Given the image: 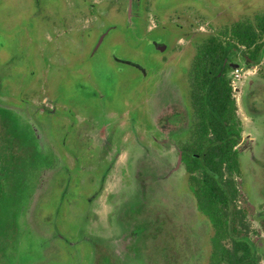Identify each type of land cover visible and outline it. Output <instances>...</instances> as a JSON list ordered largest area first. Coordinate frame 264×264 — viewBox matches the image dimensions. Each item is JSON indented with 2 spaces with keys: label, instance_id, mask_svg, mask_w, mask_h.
<instances>
[{
  "label": "rangeland",
  "instance_id": "obj_1",
  "mask_svg": "<svg viewBox=\"0 0 264 264\" xmlns=\"http://www.w3.org/2000/svg\"><path fill=\"white\" fill-rule=\"evenodd\" d=\"M130 1L0 0V119L15 127L11 112L29 118L41 145L62 161L36 180L20 219L30 230L11 245H37L36 234L44 245H122L129 215L160 213L153 223L164 219L181 248L170 264H210L213 225L179 161L188 122L173 130L163 113L177 106L187 114V75L201 41L224 40L225 29L264 14V0H142L139 9ZM244 57L233 50L227 73L241 127L239 173L223 174L237 191L234 226L264 264V156L255 148L264 145V54L256 65ZM7 161L12 186L21 169ZM4 197L1 191L7 229L17 206ZM8 235L0 232V245ZM231 243L221 246L231 251Z\"/></svg>",
  "mask_w": 264,
  "mask_h": 264
},
{
  "label": "trees",
  "instance_id": "obj_2",
  "mask_svg": "<svg viewBox=\"0 0 264 264\" xmlns=\"http://www.w3.org/2000/svg\"><path fill=\"white\" fill-rule=\"evenodd\" d=\"M222 35L224 40L217 36L203 39L191 62L186 108L189 138L179 147V155L198 208L213 225L210 264H259L257 245L234 226L236 210L232 206L237 191L223 173H239L237 146L242 139L227 79L229 55L240 50L248 64L260 61L264 54V14L255 15L252 21L237 22ZM159 216L163 218L160 213L146 217L138 245H144L145 235L147 245H178L175 236L164 230V219L153 223ZM128 218L135 220V215ZM227 237L233 243L231 251L221 246Z\"/></svg>",
  "mask_w": 264,
  "mask_h": 264
},
{
  "label": "flooded vegetation",
  "instance_id": "obj_3",
  "mask_svg": "<svg viewBox=\"0 0 264 264\" xmlns=\"http://www.w3.org/2000/svg\"><path fill=\"white\" fill-rule=\"evenodd\" d=\"M38 3L39 1H36V4ZM130 3L131 7L134 4V6L139 9L142 0H131ZM145 42L147 45L150 43L148 41ZM150 45H152V48L158 50V48H156V41L152 42ZM97 49L95 48L89 56L93 57ZM161 49L162 48H159V51H162ZM113 62L115 65L132 66L133 68L139 69L138 66L130 64L128 60L122 58L113 57ZM93 83L95 82L93 81ZM98 84H100L99 80ZM79 87H82V85H79ZM95 93L94 95L99 96ZM63 98H67L66 94L63 95ZM176 107L177 106H173L172 110L163 113L164 115L162 114L165 120L164 123L169 126L171 125L173 130L180 131L181 128H185V124L188 122L187 129L189 127V121L187 120L186 113H184V110L181 108ZM11 116L13 119L12 122L15 123V127H10L7 121L0 119V190L4 191L5 197L12 201L11 204L13 206L17 207H14L11 211L13 214L11 217L13 218V225L8 227V224H6L7 229H5L3 222L1 227L0 221V232L6 230L9 234L7 236L9 238V240H7L8 244L5 245V243H3V245H0V264H66L60 263L63 262L60 257L64 260L69 259L73 261L72 264H170L172 260H175V262L180 261V245H147L146 235L144 236V245H138L139 236L143 230H145L143 224L146 223V217L141 220L127 218L125 222L126 225H128V227L125 228V230H127V237L122 245H97V243H93L92 245H44L41 239L37 238V234L34 236L38 242L37 245H11V242L14 241L15 243L16 238L19 237L21 233L30 230L29 227H25L24 231L22 230L20 227V219L22 218V214L26 211L24 209L25 202L29 200L33 192L35 193L36 191V180L40 178L42 174L46 173V171H54L57 164L62 162L50 148L45 149L41 145L40 138L30 127L29 118L23 120L21 116L17 115L15 112H11ZM1 127H3V129ZM5 127L10 133L9 138H6L8 134L5 133ZM257 144L258 143H256L255 148L258 154L257 157L260 160V158L264 156V151H259L258 148L264 147V145L257 147ZM6 150H9L7 152L9 153L7 157L5 156ZM237 150L240 153L239 149ZM7 160L13 163L12 167L14 169H21L18 173L20 176L19 179L17 178L18 175L13 173L17 179H14L12 186L11 183H9V179L5 177V163L8 162ZM180 160L181 157L179 155V161ZM21 173L25 174V177L24 175H20ZM6 185L8 186L6 187ZM10 194L13 196H8ZM5 197L2 203L5 201ZM20 198H22V200ZM137 206L140 210H143V206L145 205ZM138 208L127 212V214L139 213ZM144 216H147V214ZM232 244L233 243H231V245ZM166 251L171 253V255ZM26 254H30V257L24 259L23 257Z\"/></svg>",
  "mask_w": 264,
  "mask_h": 264
}]
</instances>
